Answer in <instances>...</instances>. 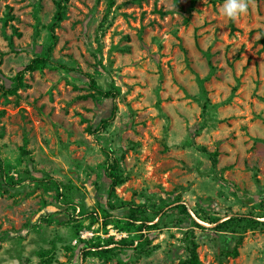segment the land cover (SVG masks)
Masks as SVG:
<instances>
[{"label": "rangeland", "instance_id": "374dc122", "mask_svg": "<svg viewBox=\"0 0 264 264\" xmlns=\"http://www.w3.org/2000/svg\"><path fill=\"white\" fill-rule=\"evenodd\" d=\"M223 3L0 0V264H264V0Z\"/></svg>", "mask_w": 264, "mask_h": 264}, {"label": "trees", "instance_id": "16d2710c", "mask_svg": "<svg viewBox=\"0 0 264 264\" xmlns=\"http://www.w3.org/2000/svg\"><path fill=\"white\" fill-rule=\"evenodd\" d=\"M61 8H62L61 6L58 8V14H57L58 18H61ZM230 27H231V31H233L235 29V26L233 24V19H230ZM35 63H37V64H45L46 63L47 64L48 61L45 58H35L34 60H32V62L26 64L25 67L18 73V75H16V81L14 82V84L10 88L7 89L8 92H14L17 89V87L19 85H21V75H22V73L25 70H29L33 66H35ZM61 66H63V65H61ZM91 82L92 83L94 82L93 79L91 80ZM93 86L95 87L94 83H93ZM97 91H98L99 94L103 95L104 97H108L111 94L110 91H107V90L106 91H102L100 89H97ZM115 108H116L115 106L112 107V110L110 112L109 117L113 116V114L115 112ZM106 120L107 119H104L103 121H106ZM108 174H109L108 175L109 178L111 179L108 193L111 194V192L114 190V187L122 182V179H120V177L116 173L111 171V170L109 171ZM131 214H132V212H131ZM132 216L133 215H131V217ZM109 250H110L109 248H104V249L102 248V249L93 250L92 252L95 253V254H100V252L101 253H105V252H107ZM86 251H88V250H86ZM236 252H237V250L234 248L233 249V253H236ZM181 264H202L197 258V254H196V250H195V244H193L191 246V248H190L189 257L187 259L183 260L181 262Z\"/></svg>", "mask_w": 264, "mask_h": 264}, {"label": "clouds", "instance_id": "9594fccd", "mask_svg": "<svg viewBox=\"0 0 264 264\" xmlns=\"http://www.w3.org/2000/svg\"><path fill=\"white\" fill-rule=\"evenodd\" d=\"M248 9L247 0H224L222 11L230 19L238 18L246 13Z\"/></svg>", "mask_w": 264, "mask_h": 264}]
</instances>
